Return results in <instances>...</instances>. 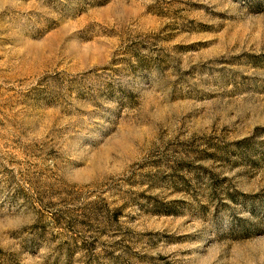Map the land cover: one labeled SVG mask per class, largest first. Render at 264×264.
Returning <instances> with one entry per match:
<instances>
[{"label": "rangeland", "instance_id": "1", "mask_svg": "<svg viewBox=\"0 0 264 264\" xmlns=\"http://www.w3.org/2000/svg\"><path fill=\"white\" fill-rule=\"evenodd\" d=\"M0 264H264V0H0Z\"/></svg>", "mask_w": 264, "mask_h": 264}]
</instances>
